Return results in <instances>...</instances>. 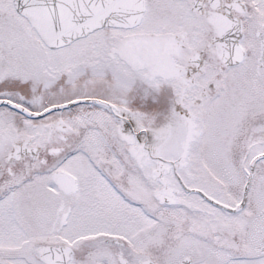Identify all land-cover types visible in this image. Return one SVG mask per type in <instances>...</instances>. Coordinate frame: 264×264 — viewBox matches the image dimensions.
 I'll return each instance as SVG.
<instances>
[{"label": "snow or ice", "instance_id": "1", "mask_svg": "<svg viewBox=\"0 0 264 264\" xmlns=\"http://www.w3.org/2000/svg\"><path fill=\"white\" fill-rule=\"evenodd\" d=\"M0 264H264V0H0Z\"/></svg>", "mask_w": 264, "mask_h": 264}]
</instances>
